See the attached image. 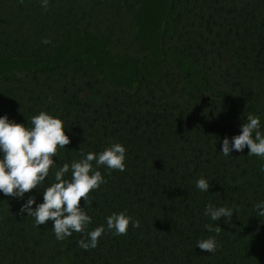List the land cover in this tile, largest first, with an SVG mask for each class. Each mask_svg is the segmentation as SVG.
Here are the masks:
<instances>
[{"label": "trees", "instance_id": "1", "mask_svg": "<svg viewBox=\"0 0 264 264\" xmlns=\"http://www.w3.org/2000/svg\"><path fill=\"white\" fill-rule=\"evenodd\" d=\"M137 10L135 0H49L47 9L41 0H0V58L39 63L0 77V116L27 128L41 111L61 119L70 143L57 148V169L112 143L127 150L125 170L101 166L106 183L84 204L88 231L105 226L96 248L81 249L76 232L57 241L51 221L34 226L19 214L24 201L0 195V264H264V217L254 210L264 200V161L219 153L248 114L264 132V0H171L155 78L140 75ZM65 30L105 38L109 53L133 67L132 90L108 87L83 58L47 64ZM201 176L207 193L195 188ZM54 182L50 168L31 193L37 203ZM209 204L233 207L231 221H210ZM120 212L140 227L112 235L105 218ZM209 223L222 229L215 254L196 248L215 235Z\"/></svg>", "mask_w": 264, "mask_h": 264}, {"label": "clouds", "instance_id": "2", "mask_svg": "<svg viewBox=\"0 0 264 264\" xmlns=\"http://www.w3.org/2000/svg\"><path fill=\"white\" fill-rule=\"evenodd\" d=\"M49 0H41V7L47 9ZM42 43H50L43 40ZM31 127L10 121L7 114L0 116V195L24 201L19 214L34 219V226L45 225L51 221V231L57 241H63L73 232L81 233L82 239L78 246L87 251L97 247L98 239L105 233V226L100 225L88 231L91 217L83 210L88 202L90 191L98 189L106 183L101 172V166L108 170L123 172L125 170L126 148L120 143H112L102 152H81L79 160L65 163L57 169V148L65 149L70 138L65 134L63 121L41 111L30 118ZM254 134V135H253ZM247 147V156H256L264 161V132L261 131L260 118L248 114L246 121L240 126L239 134L231 138L225 136L220 143V154L231 157L232 152H243ZM95 162V168L92 162ZM54 170V183L45 188L42 202L37 203V196L32 195L38 185H42ZM259 171L264 173V164ZM71 172V178L65 179V174ZM195 188L201 193L210 189L209 181L201 176L195 181ZM28 197L25 200V194ZM83 198V207L80 206ZM35 206V207H33ZM257 216L264 217V200L254 205ZM212 222L225 218L231 221L234 215L233 207H215L206 205L203 213ZM107 230L114 236L125 235L131 223L133 228L140 227L138 220H133L124 212L112 213L105 218ZM204 228L215 235L196 241V248L215 254L218 250L216 236L222 231L219 224H205ZM86 233V235H85Z\"/></svg>", "mask_w": 264, "mask_h": 264}, {"label": "rangeland", "instance_id": "3", "mask_svg": "<svg viewBox=\"0 0 264 264\" xmlns=\"http://www.w3.org/2000/svg\"><path fill=\"white\" fill-rule=\"evenodd\" d=\"M138 10L135 16V43L144 58L140 75L155 78L158 67L167 52L161 47V38L171 35L169 5L171 0H135ZM107 40L95 32L73 34L65 30L55 46L47 64L54 65L71 58H83L95 70L108 87L130 92L134 69L120 56L109 53ZM169 53V52H168ZM39 66L36 60H8L0 58V77L21 75L27 69ZM254 135V134H253ZM247 154V147L243 150Z\"/></svg>", "mask_w": 264, "mask_h": 264}]
</instances>
